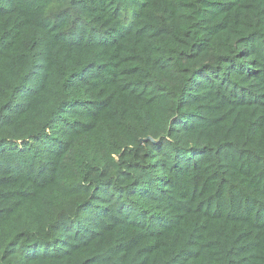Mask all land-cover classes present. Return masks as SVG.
Returning <instances> with one entry per match:
<instances>
[{
    "label": "trees",
    "instance_id": "16d2710c",
    "mask_svg": "<svg viewBox=\"0 0 264 264\" xmlns=\"http://www.w3.org/2000/svg\"><path fill=\"white\" fill-rule=\"evenodd\" d=\"M0 264H264V0H0Z\"/></svg>",
    "mask_w": 264,
    "mask_h": 264
},
{
    "label": "water",
    "instance_id": "95a60500",
    "mask_svg": "<svg viewBox=\"0 0 264 264\" xmlns=\"http://www.w3.org/2000/svg\"><path fill=\"white\" fill-rule=\"evenodd\" d=\"M149 139H151L150 137H146V138H143V139H140L141 141H143V140H149Z\"/></svg>",
    "mask_w": 264,
    "mask_h": 264
}]
</instances>
